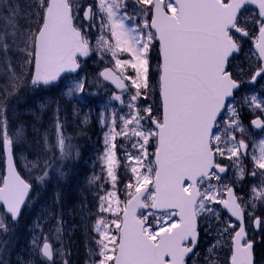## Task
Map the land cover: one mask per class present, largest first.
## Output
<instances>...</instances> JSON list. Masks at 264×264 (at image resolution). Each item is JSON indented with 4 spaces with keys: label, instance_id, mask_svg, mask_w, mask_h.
<instances>
[{
    "label": "snow or ice",
    "instance_id": "snow-or-ice-1",
    "mask_svg": "<svg viewBox=\"0 0 264 264\" xmlns=\"http://www.w3.org/2000/svg\"><path fill=\"white\" fill-rule=\"evenodd\" d=\"M93 55L103 65L94 76ZM262 81L264 0H0V264H71L61 189L21 220L31 193L80 157L70 118H91L47 92L80 101L106 84L122 107L97 114L103 150L87 180L95 211L81 204L84 264H218L225 250L224 264H264ZM33 97L52 116L29 143L27 122L9 113ZM204 237L214 242L200 253Z\"/></svg>",
    "mask_w": 264,
    "mask_h": 264
},
{
    "label": "rangeland",
    "instance_id": "rangeland-1",
    "mask_svg": "<svg viewBox=\"0 0 264 264\" xmlns=\"http://www.w3.org/2000/svg\"><path fill=\"white\" fill-rule=\"evenodd\" d=\"M251 43L249 42L248 44H246V48L250 47ZM153 65H155L156 63V57H157V52L156 50H153ZM89 69L94 68L96 66H98V70L103 67L102 64L98 63V59L95 55H93L91 58H88L87 60ZM83 75V73H82ZM262 84H264V81L261 82ZM258 87H261L260 85H256ZM95 90H97L99 93H104L107 92L108 90H110L109 88L105 87V88H94ZM112 92V90H110V93ZM58 95L60 96V98H58V100H61L62 103H70V107H72V105L74 104V102H68L67 98H62L61 96V91L57 90ZM46 99H50L48 94H46ZM80 104V103H79ZM35 107L33 109V111H28V110H24L21 112H18L17 109L15 112H10L9 113V117H10V123L15 121V122H19V121H25L28 124L29 127V136H28V141L29 143H31L33 136L31 133V129L32 126L35 125L36 128L40 129L41 131H43L44 129L48 128L49 124H50V118L52 116V112L50 110H44L43 112H41L39 110V108L36 106V104H34ZM78 106V104H76ZM112 106H116V107H122L118 104V102L113 101V105ZM79 107V106H78ZM80 108V107H79ZM99 107L95 108L92 110L91 105L89 104L87 106V108L85 109H81V117L83 116V114L85 113H89L91 112V118H90V122L87 125H82L83 129H89V132H91V128L95 127V132H93L94 134L98 133L100 134L101 138V142L99 140L100 143V149L99 152H101L103 150V131L101 129V126L97 120V114L101 111L104 110V106L103 108L98 109ZM26 112L27 113H31L34 112L35 115H33L32 113L29 115V117L26 116ZM37 117H39V119H37ZM67 134L72 135L74 133H71L69 131H67ZM76 136V138L74 139V143L79 144V146L81 147V138H82V133L79 134H74ZM73 136V135H72ZM74 136V137H75ZM97 135L95 137V139H97ZM85 138V137H83ZM88 140V138H85ZM80 140V141H79ZM28 149H19L17 151V156H22L25 155L27 153ZM98 152V154H99ZM19 169L22 172V174L25 176L26 179H29L31 182H34V178L37 175V173H29V171L24 167L23 162L20 161L19 163ZM96 169L95 171H99V166L96 165ZM72 170H78V165L76 164V160L73 161L72 163V168L71 171L69 173V175H71ZM66 171H68V169H66ZM74 173V172H73ZM68 175V177H69ZM0 176H3V160L0 159ZM56 178V179H54ZM53 179V180H52ZM55 180H62L61 185L63 187H57V181L54 182ZM66 178L65 179H59L58 177L53 176L51 178V184L45 186V189L41 190V189H37V191L41 192V196L39 198L36 197V193L33 192L31 193L32 196V202L29 204L28 207L25 208L24 210V216L21 220V224L24 225L26 223H31L32 220L36 219L37 216L41 215L43 213V211L45 209H47L51 203H52V194L54 191L57 190V188L61 189L64 192V196H65V201H64V207H63V212H64V219L66 221V232L67 235L65 236V241L68 243L69 248H70V252H71V264H84L85 260L87 259L86 256V244H87V238H86V233H85V227H84V220L83 217L86 213H82L81 212V204L82 202L87 206V208L91 209L93 212L95 211V203L96 201L94 200V189L90 188L88 186L87 183H81L79 184V188L76 189V191L71 190L67 185H66ZM65 182V183H63ZM35 186V184H34ZM123 187V185H122ZM260 212L259 210L257 211V215H259ZM26 229L22 228L18 234H17V239L15 242V249L17 251L22 250L25 246V244L27 243V239L28 237L25 235ZM4 239H7V237H3ZM211 242H214L211 240V237H204L201 239L200 242V247L197 249L198 252L203 253L206 251V249L209 247V244ZM220 256V260L218 262V264H224L225 259L230 256V253H228L226 250L223 252L219 253ZM10 259L14 262L16 259V252H13L10 256ZM197 258L193 257L192 260L188 261V264H193V261H195Z\"/></svg>",
    "mask_w": 264,
    "mask_h": 264
},
{
    "label": "trees",
    "instance_id": "trees-1",
    "mask_svg": "<svg viewBox=\"0 0 264 264\" xmlns=\"http://www.w3.org/2000/svg\"><path fill=\"white\" fill-rule=\"evenodd\" d=\"M85 71L88 73L93 74V76L96 74V69L91 68L89 69L88 66H85ZM99 94L98 91H96L94 88L89 89V92L85 94L84 98L80 101H73L74 104H78V106L83 110L85 109L84 107L88 106L89 104L91 105L92 110L96 108L97 106L105 107V105H113V101H109L108 97L110 95V92L107 91L105 93L99 94V98H96V94ZM48 96L50 99L58 100L60 96L57 93V90H52L47 92ZM21 95H24L23 93ZM36 98L33 97L29 99L26 103L22 102L19 105H17L16 109L18 112H21L24 110L29 111V106H31V111H33L35 105L33 101ZM80 103V104H79ZM66 106L71 112L70 103H66ZM110 110V109H109ZM33 113V112H31ZM31 113L26 112V116L29 117ZM67 131L74 133V134H79L82 133V138H81V147L79 144L75 143L78 145L79 150H80V157L79 159L76 160V164L78 165V170H72L71 175L69 177H66V185L73 191H76V189L79 188V184L81 183H87L88 178L93 174L94 170L97 168L95 162V158L98 155L99 149H100V143L99 140L101 138L99 133L94 134L95 132V127L91 128V132H89V129H83L80 121L70 118L69 120V127L67 128ZM72 134L73 136H75ZM96 135L98 136L97 139H95ZM88 138L85 139V138ZM76 138V136H75ZM101 142V140H100ZM32 157L29 156V159ZM73 163V162H72ZM74 172V173H73ZM70 173V172H69ZM56 179V178H54ZM53 180V179H52ZM57 181V187H63L61 185L62 180H55L54 182ZM65 183V182H63ZM122 187V185H121Z\"/></svg>",
    "mask_w": 264,
    "mask_h": 264
},
{
    "label": "water",
    "instance_id": "water-1",
    "mask_svg": "<svg viewBox=\"0 0 264 264\" xmlns=\"http://www.w3.org/2000/svg\"><path fill=\"white\" fill-rule=\"evenodd\" d=\"M251 7H253V6H251ZM85 58H82V60H84ZM111 87H113V89L116 91V89H115V86L114 85H111V84H109ZM4 174H6V165L4 164Z\"/></svg>",
    "mask_w": 264,
    "mask_h": 264
},
{
    "label": "flooded vegetation",
    "instance_id": "flooded-vegetation-1",
    "mask_svg": "<svg viewBox=\"0 0 264 264\" xmlns=\"http://www.w3.org/2000/svg\"><path fill=\"white\" fill-rule=\"evenodd\" d=\"M256 90H260L261 87L255 86ZM262 252H264V250H261Z\"/></svg>",
    "mask_w": 264,
    "mask_h": 264
}]
</instances>
